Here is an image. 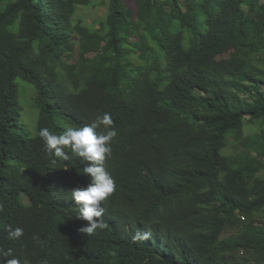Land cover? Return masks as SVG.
<instances>
[{
  "label": "trees",
  "instance_id": "obj_1",
  "mask_svg": "<svg viewBox=\"0 0 264 264\" xmlns=\"http://www.w3.org/2000/svg\"><path fill=\"white\" fill-rule=\"evenodd\" d=\"M107 3L88 24L79 12L95 0H0L5 264H237L241 252V264H264V129L243 131L264 119V0ZM142 44L156 50L138 55L146 66L134 58ZM18 78L36 90L35 136L19 120ZM104 113L117 131L104 161L115 190L107 227L87 237L71 191L88 186L91 162L69 152L53 164L38 133ZM231 139L244 150L226 155ZM9 225L24 235L9 240Z\"/></svg>",
  "mask_w": 264,
  "mask_h": 264
},
{
  "label": "clouds",
  "instance_id": "obj_2",
  "mask_svg": "<svg viewBox=\"0 0 264 264\" xmlns=\"http://www.w3.org/2000/svg\"><path fill=\"white\" fill-rule=\"evenodd\" d=\"M38 135L43 142V152L53 164L58 160L68 161L71 157L91 162V166L83 169V174L90 177V183L87 187L73 189L71 196L79 205L77 218L88 222L87 226L79 229L82 234L89 237L97 229L106 228L107 224L102 219L105 213L102 202L115 190L114 178L104 167V161L112 153L111 142L117 136L111 114L97 115L91 124L80 128L68 127L60 135L54 134L47 127L40 129ZM7 232L9 240L19 239L24 235L22 228H12L10 225ZM147 238V233L140 232L132 237L133 241ZM4 257H12V250L0 248V264H5ZM6 264H20V262L16 258H11Z\"/></svg>",
  "mask_w": 264,
  "mask_h": 264
},
{
  "label": "rangeland",
  "instance_id": "obj_3",
  "mask_svg": "<svg viewBox=\"0 0 264 264\" xmlns=\"http://www.w3.org/2000/svg\"><path fill=\"white\" fill-rule=\"evenodd\" d=\"M96 1V7L95 8H84L81 9L79 14L83 16V19L86 23L91 24L93 21L102 19L104 17L107 7H108V0H95ZM142 16H139V18H142ZM138 18V17H137ZM137 39H132V42H135ZM156 50L150 46H147L146 44H142L137 49V56H135V60L138 62V66H146V62L139 60V56L144 57H151L153 53ZM232 53L227 54L225 57L231 56ZM95 54L91 53L87 57H94ZM162 58V56H161ZM17 86L19 89V95H18V104L21 109V115H20V122L23 123L27 127L28 133H30L31 136H35L37 134V118H38V110L34 107L33 101L36 96V90L34 86L29 84L27 81L23 80L22 78L17 79ZM260 129H264V119L263 121H260L256 124L252 123H245L244 126V133L245 134H253L260 131ZM244 149L240 146L239 142L231 139L230 143L227 145L224 153L226 155H236L237 153L243 151ZM252 156H255L254 153H251ZM23 201L28 204L29 201L26 198L25 195H23ZM241 220H244V218H240ZM236 226L233 228H229L223 236H227L229 234H232L236 231ZM237 264L241 263H251L246 255L241 252L237 255Z\"/></svg>",
  "mask_w": 264,
  "mask_h": 264
}]
</instances>
